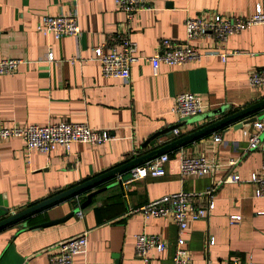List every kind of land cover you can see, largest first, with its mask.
Segmentation results:
<instances>
[{"label": "crops", "instance_id": "crops-1", "mask_svg": "<svg viewBox=\"0 0 264 264\" xmlns=\"http://www.w3.org/2000/svg\"><path fill=\"white\" fill-rule=\"evenodd\" d=\"M257 4L264 11V0H149V8L127 24L114 0H0V59L22 60L16 72L0 76V124L45 125L69 120L109 130L112 136L96 145L73 143L68 152L57 146L48 154L27 151L18 137L1 141L0 220L263 100L264 94L249 85L248 77L264 64V24L231 34L222 45L210 36L192 39L190 45L204 53L200 61L160 62L156 74L140 58L131 64L126 80L105 77L99 63L90 59L95 56L93 47L112 33L127 32L136 42L139 56H153L160 39L185 40L187 17H248ZM65 12L77 14L80 36L56 39L37 31L42 15ZM223 50L229 54L224 61L215 53ZM74 56L83 61L71 63L69 58ZM183 92L198 95L205 110L200 119L179 125L181 135L173 137L171 127L181 118L173 111L175 98ZM224 106L223 113L211 115ZM263 114L264 105L147 159L169 154L162 175L147 174L115 184L122 171L19 222L1 226L0 264H48L53 244L84 231L87 248L73 256L72 264H173L177 225L169 217L143 218L129 211L179 190L200 192L231 171L241 181L222 183L209 215L188 224L184 236L191 264H206V258L212 264H229V258L235 256L264 264V199L254 196L250 181L261 165L262 154L246 152L248 140L243 131L252 122L235 126ZM162 130L165 132L155 144H144ZM217 134L222 138L219 142L213 141ZM198 155L218 164L213 173L182 176L181 157ZM230 158L239 159L233 168L226 165ZM109 184L113 185L69 215L90 191ZM231 215H240L239 222L231 224ZM48 221L55 223L42 225ZM140 232L160 236L167 248L149 250L148 261H143L134 252V236ZM210 237L213 244L208 245Z\"/></svg>", "mask_w": 264, "mask_h": 264}, {"label": "built area", "instance_id": "built-area-1", "mask_svg": "<svg viewBox=\"0 0 264 264\" xmlns=\"http://www.w3.org/2000/svg\"><path fill=\"white\" fill-rule=\"evenodd\" d=\"M114 4L125 15L127 24H130L138 12L149 8V0H114ZM254 24H264V11L259 4L256 5L255 12L248 17H224L219 14H214L209 18L187 17L184 21L185 40L162 38L159 40L155 54L147 57H141L137 54V44L127 32L112 33L104 42L93 47L95 56L90 59H94L99 63L100 72L105 77H118L126 80L130 75L131 64L140 58L149 62L152 65L153 73L156 74L160 62L177 65L187 61H200L204 53L190 45V40L210 36L222 45L229 35L239 33L244 28ZM36 29L40 33L52 35L56 39L66 35L78 37L81 34L78 16L75 12L56 15L44 14L39 19ZM214 51L210 53H214ZM215 53L219 54L222 61L229 55L225 50ZM69 61L71 63H81L83 59L74 56L69 58ZM21 62L22 60L12 57L0 59V76L16 72ZM248 83L264 94V64L250 73ZM204 110L205 104L196 94L183 92L175 98L173 111L178 113L180 117H196L202 115ZM251 124L250 128L243 131L248 140L246 152L258 150L262 154V160L259 169L252 172L250 181L254 186V196L264 199V137H262L264 114ZM172 134L173 137H179L181 130L176 127L172 129ZM10 137L22 139L27 151L37 150L45 154L50 153L57 146L64 147L68 152L73 143L96 145L112 138L109 130L93 128L86 122L69 120H60L45 125L29 124L27 126H6L1 123L0 142ZM221 139V136L217 134L214 136L213 141L219 142ZM168 158L169 155L164 153L144 162L142 165L135 166L130 170L131 177L127 179V183L131 180L143 178L147 174L162 175L164 173L163 164ZM238 161L237 158H230L226 165L228 168H233ZM217 166L218 164L215 161L204 155L182 156L180 174L182 176L211 174ZM240 181L239 174L231 171L200 192L179 190L150 200L132 208L129 212L140 213L143 218H171L177 225L172 262L173 264H191V255L186 247L184 236L188 224L209 215L214 208L216 191L222 183ZM240 218V215H231L230 223L236 224ZM207 244H213L212 237L208 239ZM87 245V231L60 240L50 247L48 264H72L73 256L76 253L84 252ZM167 246L168 243L155 234L140 232L134 236L135 255L143 261H148L147 254L149 250L162 252ZM206 264H212V261L206 258ZM229 264H256V262L250 257L243 260L235 256L229 258Z\"/></svg>", "mask_w": 264, "mask_h": 264}, {"label": "water", "instance_id": "water-1", "mask_svg": "<svg viewBox=\"0 0 264 264\" xmlns=\"http://www.w3.org/2000/svg\"><path fill=\"white\" fill-rule=\"evenodd\" d=\"M262 105H264V99L261 100L260 102H257L255 104H252V105H250L248 107H245V108H242V109H240L238 111H235V112H233V113H231L229 115L223 116V117L217 119L216 121L212 122L211 124H208V125H206V126H204L202 128L196 129V130H194V131H192V132H190V133H188V134H186L184 136H181V137L177 138L176 140H174V141H172V142H170L168 144H165L163 146H160L158 148H155L154 150H151L150 152H147V153H145L143 155H140L138 157H135V158H133V159H131V160L123 163L122 165L117 166L116 168H113V169H111V170H109L107 172H104L102 174H99L98 176H95V177H93V178H91V179H89V180H87V181H85V182H83L81 184H78V185H76V186H74V187H72V188H70L68 190H65L63 192H60V193H58V194H56V195H54V196H52L50 198H47V199H45V200H43V201H41V202H39V203H37L35 205H32V206H30L28 208H25L23 210H20V211H18L16 213L10 214L9 216H7V217H5V218H3V219L0 220V227L3 226V225H6L8 223L15 222V221L19 222L24 216H26L28 214H31L34 211H37V210H39L41 208H47L48 206L52 205L54 202H56V201H58V200H60V199H62L64 197H66V196H68L70 194L76 193L77 191H80V190H82L84 188H88L89 186H91V185H93V184H95V183H97V182H99V181H101V180H103V179H105L107 177H110L112 175H115V174H118V173H120L122 171L123 172L125 171L120 176V180H118L117 182H115V184H119V183H121V181H125V180L129 179L131 177L130 170L132 168H134L135 166H138V164H140L141 162L146 161L147 159L155 156L156 154H159V153L163 152L164 150H166V149H168L170 147L177 146V145L181 144L182 142H184L186 140H189V139H191V138H193V137H195L197 135H200V134H202V133H204V132H206V131H208V130L216 127V126L222 125V124L227 123V122H229V121H231V120H233V119H235L237 117H240V116H242V115H244V114H246V113H248V112H250V111H252V110H254L256 108H258V107H261ZM225 110H226V107L225 106L224 107H220L217 110H215L214 112H212L211 115L221 114ZM200 117H201V115H200ZM200 117L199 116H196L194 118L187 117V116L181 117L179 119L180 120V123L177 124V125L172 126L171 129H174V128L178 127L179 125L181 126L183 124H186L189 121H192V120H195V119H200ZM257 119H259V118L258 117H255V116H250L249 118L243 120L242 122L237 123L235 126L240 128L244 124L254 122ZM164 132L165 131L162 130V131H159V132L153 134L151 137H149L145 141L144 144L145 145L149 144L150 146L153 145V144H155L156 143V140ZM113 184H109L106 187H102V188H98L96 190L90 191L86 195V199L83 202H81L78 207H75L69 213V215H73V214L78 213L79 210L83 206L87 205L91 201V198H92L93 195H95L96 193L100 192L104 188H107V187H109V186H111ZM52 223H55V221H48V222H46V223H44L42 225H50Z\"/></svg>", "mask_w": 264, "mask_h": 264}, {"label": "trees", "instance_id": "trees-1", "mask_svg": "<svg viewBox=\"0 0 264 264\" xmlns=\"http://www.w3.org/2000/svg\"><path fill=\"white\" fill-rule=\"evenodd\" d=\"M204 135V134H203ZM206 135V134H205ZM168 154V153H167ZM169 155V154H168Z\"/></svg>", "mask_w": 264, "mask_h": 264}]
</instances>
